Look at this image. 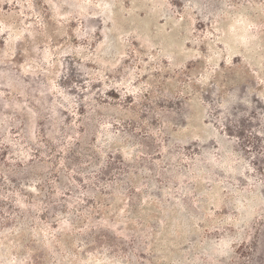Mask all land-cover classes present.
Segmentation results:
<instances>
[{"label":"rangeland","instance_id":"obj_1","mask_svg":"<svg viewBox=\"0 0 264 264\" xmlns=\"http://www.w3.org/2000/svg\"><path fill=\"white\" fill-rule=\"evenodd\" d=\"M0 264H264V0H0Z\"/></svg>","mask_w":264,"mask_h":264}]
</instances>
